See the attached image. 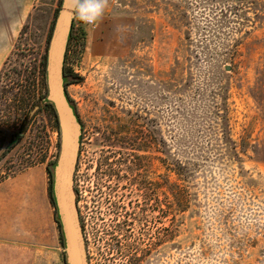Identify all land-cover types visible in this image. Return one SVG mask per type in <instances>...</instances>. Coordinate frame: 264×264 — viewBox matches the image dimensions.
Listing matches in <instances>:
<instances>
[{
    "label": "rangeland",
    "instance_id": "374dc122",
    "mask_svg": "<svg viewBox=\"0 0 264 264\" xmlns=\"http://www.w3.org/2000/svg\"><path fill=\"white\" fill-rule=\"evenodd\" d=\"M31 1L0 32V181L55 159L42 62L62 0ZM73 36L89 264H264V0H108ZM52 212L20 264H63Z\"/></svg>",
    "mask_w": 264,
    "mask_h": 264
},
{
    "label": "water",
    "instance_id": "95a60500",
    "mask_svg": "<svg viewBox=\"0 0 264 264\" xmlns=\"http://www.w3.org/2000/svg\"><path fill=\"white\" fill-rule=\"evenodd\" d=\"M72 0H62L54 18L45 56L46 97L58 124L59 151L53 167L52 195L64 240L66 264H89L73 187L79 156L81 122L68 101L63 84V61L74 15Z\"/></svg>",
    "mask_w": 264,
    "mask_h": 264
},
{
    "label": "crops",
    "instance_id": "0c3cea01",
    "mask_svg": "<svg viewBox=\"0 0 264 264\" xmlns=\"http://www.w3.org/2000/svg\"><path fill=\"white\" fill-rule=\"evenodd\" d=\"M31 0H0V32L10 31L13 19L26 15ZM3 33H0V37ZM5 42L0 38V46ZM46 163H40L12 177L0 181V244L9 248V253L26 254V248L43 244L42 212L50 207L49 182ZM53 220L54 208H53ZM56 222V221H55Z\"/></svg>",
    "mask_w": 264,
    "mask_h": 264
},
{
    "label": "trees",
    "instance_id": "16d2710c",
    "mask_svg": "<svg viewBox=\"0 0 264 264\" xmlns=\"http://www.w3.org/2000/svg\"><path fill=\"white\" fill-rule=\"evenodd\" d=\"M53 23H54V20L50 26V32L52 30V27H53ZM50 32H49V35H48V40H49V37H50ZM73 22H72V25H71V29L69 31V35H68V39H67V48H66V51H65V56H64V61H63V69H62V73H63V84H64V88H65V94H66V97L68 99V101L72 104V107L74 109V113L77 117V119L81 122V130L83 131V123L79 117V114L76 110V106L74 105L72 99L69 97V95L67 94V91H66V86L68 84H72V83H78L80 81V78L71 73V71H67L66 68H65V59H66V55H67V52H68V47L70 45V42L71 40L73 39ZM46 56V55H45ZM42 67H43V74L45 76V57H44V60L42 62ZM42 102L48 106L52 112L54 113V109H53V106L52 104L47 100V97H46V92L44 93V95L42 96ZM30 113V110L29 112ZM55 115V113H54ZM28 119H29V116L27 117V119L22 123V125L19 127V130L20 132H25L26 129H27V125H28ZM58 126V124H57ZM82 142V134L80 135V144ZM79 155H80V149H79ZM79 158V156H78ZM78 162V161H77ZM55 165V160L51 161V162H48L47 165H46V170H47V174H48V177H49V195H50V199H51V203H52V206L54 208V219L58 225V230H59V234H60V239L62 241V245L64 247V240H63V235H62V231H61V227H60V224H59V220H58V215H57V212H56V209H55V204H54V200H53V195H52V177H53V167ZM74 191L76 193V205H77V202H78V194H77V191L76 189L74 188ZM78 209V207H77ZM78 212H79V216H80V211L78 209ZM80 219H81V216H80ZM81 224H82V221H81ZM63 264H66L65 263V254L63 252Z\"/></svg>",
    "mask_w": 264,
    "mask_h": 264
},
{
    "label": "clouds",
    "instance_id": "9594fccd",
    "mask_svg": "<svg viewBox=\"0 0 264 264\" xmlns=\"http://www.w3.org/2000/svg\"><path fill=\"white\" fill-rule=\"evenodd\" d=\"M75 18L83 25L97 23L104 15L108 0H72Z\"/></svg>",
    "mask_w": 264,
    "mask_h": 264
},
{
    "label": "built area",
    "instance_id": "2783aa9c",
    "mask_svg": "<svg viewBox=\"0 0 264 264\" xmlns=\"http://www.w3.org/2000/svg\"><path fill=\"white\" fill-rule=\"evenodd\" d=\"M73 27L74 26H78V25H83V24H81L76 18H75V15L73 16ZM85 26H94V24H92V25H85ZM52 148H53V153H54V160H56V157H57V155H58V151H59V134H58V139H56V141L53 143V145H52Z\"/></svg>",
    "mask_w": 264,
    "mask_h": 264
},
{
    "label": "flooded vegetation",
    "instance_id": "af4514ba",
    "mask_svg": "<svg viewBox=\"0 0 264 264\" xmlns=\"http://www.w3.org/2000/svg\"><path fill=\"white\" fill-rule=\"evenodd\" d=\"M167 204H169L168 200H167Z\"/></svg>",
    "mask_w": 264,
    "mask_h": 264
}]
</instances>
